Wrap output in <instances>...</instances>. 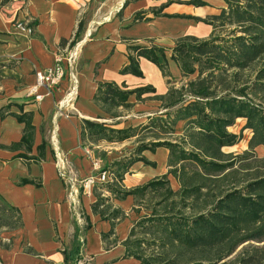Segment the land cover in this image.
Listing matches in <instances>:
<instances>
[{"label":"crops","instance_id":"crops-1","mask_svg":"<svg viewBox=\"0 0 264 264\" xmlns=\"http://www.w3.org/2000/svg\"><path fill=\"white\" fill-rule=\"evenodd\" d=\"M184 1L9 0L0 4V203L15 210L20 222L0 231V264H73L64 252L70 250L78 230L84 237L82 256L90 264L139 263L127 255L126 240L146 213L139 210V201L150 191L144 197L132 191L164 179L172 190L180 189L177 175L170 171L174 168L170 149L151 148L150 142L191 147L186 120L177 122L171 133L174 140L158 131V137L140 139L129 152L123 149L137 135L120 142L92 141L84 120L123 128L134 127L137 117H166L171 109L162 97L190 78L171 58L172 48L184 35L208 38L211 25L197 18L217 14L226 6L224 0H203L202 6ZM161 6L159 14L151 11ZM138 12L143 18L135 20ZM16 21L32 26L33 33L17 29ZM79 40L76 82L66 72L51 93L36 101L29 94L35 72L52 66L59 51L67 53ZM133 43L163 47L170 75L145 57L139 58L141 76L122 73ZM100 82L131 91L130 105L108 109L97 102ZM40 91L46 93L44 88ZM18 115L29 116V128ZM143 143L148 147H141ZM227 147L221 148L225 154ZM58 152L66 160L63 174ZM93 159L100 160L108 180L84 190L82 180L93 172Z\"/></svg>","mask_w":264,"mask_h":264},{"label":"trees","instance_id":"trees-1","mask_svg":"<svg viewBox=\"0 0 264 264\" xmlns=\"http://www.w3.org/2000/svg\"><path fill=\"white\" fill-rule=\"evenodd\" d=\"M224 1L226 6L219 13L197 18L211 25L212 33L208 38L184 35L176 41L171 58L183 76L196 74V77L179 88L171 87L162 97L164 106L171 110L166 112L165 118L156 116L145 125L171 135L177 122L186 120L189 150L177 142H150L151 148L166 146L170 149V164L174 166L170 171L177 175L181 187L174 191L168 180H154L132 193L144 197L147 191L163 188L167 191L163 195L165 198L181 195L183 199L193 193L203 194L205 183L187 186L190 176H183L187 173L185 162L195 163L199 174L205 175L201 176L204 179L213 178L212 175L224 173L227 169L228 173L232 171L235 159L231 154L223 153L221 148L237 142L238 136L228 132L226 127L234 125L238 118L245 119L243 129L252 131L249 151L264 146V0ZM184 2L206 5L203 0ZM162 7L151 11L157 15ZM142 18L141 12L136 13L135 20ZM128 48L129 62L122 68V73L141 76L139 58L145 57L157 64L165 76L170 75L163 47L133 43ZM243 71L250 72L246 79H243ZM130 93L115 83L100 82L95 100L108 109L129 106L127 99ZM17 117L26 123V128L30 127L28 115ZM84 123L92 141L120 142L137 135V126L114 128L91 120H84ZM159 135L157 132L153 134L154 137ZM147 145L143 143L141 147L147 148ZM243 181L245 185H234L214 195L213 207L206 214L201 212L181 220L174 217L172 209H168L142 218L137 224L147 219L161 233L162 242L157 247L163 251L153 250L145 255L130 248L127 255L138 258V264H176L178 259L169 252H178L180 259L185 257L184 264H201L205 257L195 256V252L201 249L227 247L214 259H208L219 262L243 243L257 241L263 244L255 248L254 254L242 256L240 264H264V174L247 177ZM19 223L18 213L0 203V227H15ZM136 226L132 228L126 244L135 235ZM80 234L78 230L70 250L64 252L66 259H71L73 264L80 253ZM143 241L135 242L137 249Z\"/></svg>","mask_w":264,"mask_h":264},{"label":"rangeland","instance_id":"rangeland-1","mask_svg":"<svg viewBox=\"0 0 264 264\" xmlns=\"http://www.w3.org/2000/svg\"><path fill=\"white\" fill-rule=\"evenodd\" d=\"M4 2L5 0H0V4ZM154 9L156 8L154 7ZM242 74L243 79H246L247 76H249L250 72L243 71ZM189 77V79L181 80L177 86L179 87L182 84H187L190 79L196 77V74H193ZM140 113L141 112L136 114L139 115ZM148 118L149 117L136 118L134 124L135 126H137V137L134 139L135 142L130 144L128 143V145L126 146L127 148L123 149V151L129 152L130 150L135 148V146H137L136 142L140 139H148L153 137V134L155 132L158 133V130L147 128L145 127L147 123H143V121L141 122V120L150 122V120H147ZM244 125L245 122L243 121V118H238L234 125L228 127V132L236 134L238 136V140L236 143L228 145V147L224 149L228 151V153L231 154L235 159L233 160L235 163L232 171L228 173L227 169V173L224 172L221 174L212 175L213 178L204 179L205 177L203 178L201 176L205 175L199 174V168L196 166V164L191 163V161L189 160L186 161L185 164L187 173H184L185 175L183 176H190L187 186H191L195 183H205L206 185L202 187L203 194L193 193L191 196L182 199L181 195L171 196L169 198L163 197V195L167 194V191H164L165 189L163 188L155 191V193L149 192L146 197H144L143 199L140 198L141 200L139 201V205L141 206L139 210L146 212L142 218L149 216L151 212H158V214H161L168 209H172L171 211H173L174 217L181 220H183V218L187 216L197 215L201 212L206 214L213 207L216 199L214 195L219 194L221 191H227L228 189L234 187V185H245L246 182H244L243 180H245L247 177L264 174V147L259 146L253 151H249L248 141L252 136V131L250 129H243ZM168 138L170 140H174L176 136L170 135L168 136ZM185 147L190 149L188 145H186ZM246 151L249 152L245 154ZM184 202L188 204V207L185 208V206L187 205H185ZM169 214L172 215L171 213ZM135 228V235H133L129 243L131 249L134 248L135 250H139V252L145 255L149 254L153 250L159 252L163 251L160 246L157 247V245H160V243L162 242L160 238L162 235L161 233H159L155 225L151 224L150 221H147V219H145L144 223H138ZM1 230L2 227H0V231ZM137 240H144L141 243V247L139 249H137L138 246L137 244H135ZM262 244L263 242L247 241L238 246L232 254L220 260L219 262L210 261L208 259H214L223 250L227 249V247L225 249H223V246L216 247L214 249H201L197 251V253L195 252V256L199 258L205 257V259L201 261V264H240L242 256L254 254L255 248L260 247ZM169 254H171L172 257L175 256L178 259L176 264L185 263V257H182L180 259L178 252H169Z\"/></svg>","mask_w":264,"mask_h":264},{"label":"built area","instance_id":"built-area-1","mask_svg":"<svg viewBox=\"0 0 264 264\" xmlns=\"http://www.w3.org/2000/svg\"><path fill=\"white\" fill-rule=\"evenodd\" d=\"M15 27L28 35L33 33V27L25 24L23 21H16ZM80 45L81 41H77L74 46H72L67 51V53L59 51L56 54L55 62L52 66L37 70L35 72L36 82L31 86L29 94L32 95L36 101H41L46 94L51 93L53 88L60 84L62 79L65 77L66 72L69 74V77L73 80V82H76L74 64L80 49ZM65 61L67 63V67L64 63ZM41 88H44L46 93L41 92ZM57 158L61 173H64L66 160L59 152L57 153ZM92 165L93 172L82 180V187L84 190H90L96 184L106 182L108 180V173L105 170H102L99 159H93ZM80 243V253L78 258H76L74 261V264H90L89 259L82 256V249L84 248L83 236L80 237Z\"/></svg>","mask_w":264,"mask_h":264}]
</instances>
